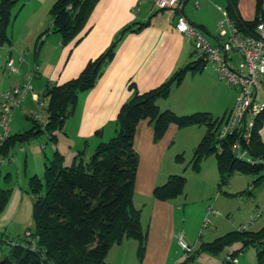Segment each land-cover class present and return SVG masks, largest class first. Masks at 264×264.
Listing matches in <instances>:
<instances>
[{"label":"trees","instance_id":"1","mask_svg":"<svg viewBox=\"0 0 264 264\" xmlns=\"http://www.w3.org/2000/svg\"><path fill=\"white\" fill-rule=\"evenodd\" d=\"M22 1L24 0H0V49L5 45H12L8 32L14 23L13 9ZM98 1L58 0L50 10L52 28L44 36L53 30L60 34L64 43L72 42L85 28ZM226 1L224 20L228 18L242 34L254 35L259 20L264 17V0H256L257 14L250 21L241 18L239 0ZM136 25L138 27L134 29ZM147 25L136 23L125 28L104 54L87 64L78 78L62 86L49 87L44 94L37 95L40 100L43 98L48 103L45 109L48 124L43 128L29 113L26 120L31 123V128L25 133L10 132L7 139L0 143V165H5L4 158L9 157L17 145L31 141L39 134H45L56 144L57 133L63 131L67 119L76 111L79 94L95 87L125 34L139 32ZM44 36L39 38L40 41ZM39 47L38 44L37 49ZM10 60L12 59L8 60L5 67L7 71ZM14 66L18 69L15 62ZM205 68L206 65L197 59L158 89L145 94L136 92L121 108L114 136L99 143L92 153L88 152L89 148L78 151L68 165L64 155L56 150L53 158L48 159L44 165L43 178L34 176L30 179L35 226L33 231L28 232H31L32 237L25 235L24 238L14 240L0 235V264H107L106 258L112 247L130 239L137 241L138 259L142 263L147 248V234L142 224V212L134 203L140 163L135 149V137L142 121L153 124L156 141L165 136L171 125L180 129L194 126L206 128V134L187 167L200 173L203 161L213 156L221 177L220 188L229 185L230 178L236 173L259 176L253 187L260 185L264 181V167L251 166L235 159L231 145L234 144L236 135L229 136L227 140L219 138L227 116L215 119L205 112L178 116L172 110L160 109L159 102L169 99L172 88L181 86L187 74L200 73ZM19 74L18 69V73L11 75ZM27 74H33V81L36 74ZM32 92L34 93L33 87ZM32 102L35 110H38L36 103ZM263 123L264 112L256 121L250 145L252 155L259 158H264V144L259 135ZM102 134L97 132L96 137H101ZM85 144L89 145V141ZM219 146L223 148L222 154L218 153ZM177 162L183 164L184 157L177 156ZM1 177L0 170V179ZM9 178L10 174H7L5 179L8 181ZM186 184L184 176H171L165 185L154 190L153 196L163 202L177 199L184 194ZM11 193V188L0 187V215L7 207ZM243 194H251V190L248 189ZM236 245H240V249L226 253L224 264L227 256L236 258L249 247H254L257 251V264H264V227L257 232L249 229L230 232L212 243H202L200 249L183 264L194 261L196 254L219 256ZM7 247H10L9 256L4 254Z\"/></svg>","mask_w":264,"mask_h":264},{"label":"crops","instance_id":"2","mask_svg":"<svg viewBox=\"0 0 264 264\" xmlns=\"http://www.w3.org/2000/svg\"><path fill=\"white\" fill-rule=\"evenodd\" d=\"M57 1H51L49 13ZM37 2L39 5L37 3L36 5L34 0L30 4L31 10L34 11V21L21 30L18 29L16 33L13 32L16 45L22 44L24 51L21 55L14 52L16 45L10 47L5 67L11 58L20 70V74L9 76L7 89L22 85L23 76L29 72L36 74L32 82L36 95L44 94L49 87L62 86L78 78L87 64L104 54L125 28L134 26L136 23L148 24L139 32L132 31L125 34L116 48L112 61L104 68L95 87L79 94L76 111L67 119L63 131L59 132L60 137L57 134L58 140L55 145L58 149L56 146H54L56 149L53 148V151L58 150L64 155L68 165L72 163L78 151L89 148L91 152L99 143L106 141V138L113 137L116 119L121 108L132 99L136 92L145 94L158 89L178 71L196 61L191 39L175 30L176 18L168 11L156 10L152 0L142 4L137 14L134 10L139 0H99L83 31L70 43H64L58 33L51 34L52 30L44 36L45 25L37 24L38 12L44 2L42 0ZM196 3H199L200 8L196 7ZM225 4L226 0H188L185 6L186 18L195 26L202 28L214 45L218 43L219 24L225 18ZM213 8L218 12H215ZM238 8L243 20H253L257 14V1L239 0ZM137 27L138 25L134 29ZM41 36L44 37L40 41ZM39 43L40 47L37 49ZM210 67L212 72H207L206 70ZM210 67L208 66L200 73H189L185 77L183 84H186L188 76L191 75L190 83L196 85V91L192 95L184 97L181 95L174 105L169 102L170 97L162 100L159 102L160 109L172 110L178 116L199 112L211 114L215 119L228 116L235 103L236 92L219 82L213 71L214 67ZM31 101H33L32 96ZM30 110L32 109L25 111L26 116L29 115ZM97 132H102V136L96 137ZM205 134L203 127L180 129L176 125H171L165 136L156 141L153 124L149 121H142L139 124L135 137V149L140 163L134 203L142 212V220L145 211L148 213L147 219L150 223L146 229L145 257L142 263L137 264H183L186 259L180 256L179 246V236L182 235L180 232L183 229L184 237L190 244L196 247L200 244L201 241H198L197 237L204 219V210H201L199 217L196 216L198 217L196 220L193 221L190 218L191 222L187 221V224H183L186 223L187 215L186 204L179 203L182 197L163 202L156 200L153 193L157 187L165 185L171 176H178L176 165L180 163L177 162V156H185L187 152L193 155ZM62 135L66 141L61 139ZM259 135L264 144V123ZM64 141L65 143H62ZM86 141H89V145L85 144ZM70 143L71 146H69ZM69 147L70 151L66 153L65 149ZM185 161L186 159L184 163ZM180 212H183V222L180 220ZM190 215L193 216L191 213ZM182 224L183 227H181ZM224 235L215 237V233H212L209 240L202 243H212ZM137 247V241L131 239L115 245L107 255V264H113L111 256L127 257L126 250L133 248L137 251ZM240 247L236 245L228 248L223 255L221 254L220 260L214 258L209 261V264H221L226 253L238 251ZM214 257L219 258L220 255ZM235 259L236 264H244V261L238 263L237 257Z\"/></svg>","mask_w":264,"mask_h":264},{"label":"rangeland","instance_id":"3","mask_svg":"<svg viewBox=\"0 0 264 264\" xmlns=\"http://www.w3.org/2000/svg\"><path fill=\"white\" fill-rule=\"evenodd\" d=\"M51 1L53 0H42V2L44 3L42 4L41 9L38 12V21L37 19L35 20L37 21V24L41 23L42 26L43 24L45 25V31H48L50 28H52L53 24L52 17L49 13V9L51 7L50 5L52 3ZM31 2H33V0H24L18 3L13 9L14 23L8 32L13 46L16 45L14 40L15 38L13 37V32L16 33L18 29L21 30L25 25H28L30 22L34 21L35 17L34 11L31 10ZM39 2H37V0H34L35 4L37 3L39 5ZM225 5H227V1ZM213 10L215 12H218L214 8ZM50 33L53 34V30ZM10 47V45H5L0 49V92L7 90L9 76H12L7 70L4 71L6 57H8V55L10 54ZM33 48L30 49L32 52ZM23 51L24 47L22 44H17L14 48V52H18L21 55H23ZM240 60L241 58L239 56H235V65H238ZM210 66L213 65L209 64V67ZM206 71L212 72L211 67ZM213 71L215 72L217 79L219 80L218 73L216 72V70ZM189 76L186 84H183V81V85L181 84L182 86L179 89L178 87L173 88L174 90H172L169 101L171 105H174L178 101V99H180L181 95L182 97L189 96L196 91V85H192L190 83L191 77ZM219 82L226 86V84L222 81L219 80ZM41 100L44 101L43 98H41ZM30 108L32 110H30L29 113L31 111H35V107L31 101V94H29L26 98L22 109L17 110L13 115L11 124L12 134L25 133L30 129L31 123L25 118V111L29 110ZM165 110L166 109H161V111ZM43 116L47 118L45 112H43ZM204 130L206 131V128H204ZM57 134L60 137V133ZM61 139L66 141L64 135H62ZM108 139L109 138H106L105 140L108 141ZM65 141L62 143H65ZM68 145L69 144H67V146ZM54 146H56L55 143L53 141H50L49 137H47L45 134H39L38 137L32 139L31 141L25 142L22 145H17L12 150L10 156L4 158L5 165H0V170L2 172L0 187L11 188L12 193L7 207L0 215L1 236L17 240L24 238L28 231L34 230V200L31 196L30 179L34 176H37L41 179L43 178L44 165L47 161L53 158V155L56 151H53ZM69 146H71V143ZM56 148L58 149L57 146ZM68 151H70V147L65 149L66 153ZM191 154L192 153L189 154V152H187L185 156L182 155L184 159H186L185 163L183 162L184 164L180 163L179 165H176V171H178L179 173L178 175L184 176L187 179L184 195L181 196L182 198H180L179 203L180 205L186 204L185 210L187 217L186 223L183 224H187V221L191 222L190 218H192L193 221L196 220V218L200 216L199 213L201 212V210H204V219L202 221L201 228L197 237L198 241H201L200 244L202 242L208 241L210 238V234L212 233H215V237H217L228 232L238 231L243 226H247L249 231L252 232H257L262 229L264 227V181L257 188H253L251 190V194H243V192H247V190L254 185V181L258 179L259 176L236 173L231 177L229 181L230 186L224 185L220 188L219 186L221 185V177L217 170L216 158L211 156L207 160L203 161L202 172L196 173L192 170L191 167H187L193 157V155ZM1 161L2 158L0 157V162ZM184 169L186 170L184 171ZM7 174H10V178L8 181L5 179V176ZM220 189L221 192L219 193ZM209 205L213 206L214 210L217 212V215L215 217H211L209 219L211 223L205 227V221L207 220L208 215L207 207ZM259 211H261V216L253 221V217L258 215ZM190 213L193 214L192 217ZM148 217V213L145 211L144 219L142 220L143 228L145 231L146 229H148V225L150 223L148 222ZM180 220L181 222H183V212H180ZM183 224L181 225V227H183ZM180 233L184 235V229L181 230ZM186 241L188 242L187 239ZM200 244L198 245V247L190 244V246L193 248V253L200 249ZM180 250V256L186 259L185 253L181 248ZM9 251L10 247H7L4 254L9 256ZM126 253L128 254V256H124L123 258H116L114 256H111V259H113L114 261L113 264L139 263V259L137 258L138 249L137 251H135V249L133 250V248H130V250H126ZM214 258L216 260H220L222 256L220 255L219 258H216L208 254H196L195 260H190L189 263L209 264V261H212ZM237 258L238 263L244 261V264H257L258 262L257 251L254 247H249L248 249H246L244 254H240L239 256H237ZM221 264H224L223 261L221 262Z\"/></svg>","mask_w":264,"mask_h":264},{"label":"built area","instance_id":"4","mask_svg":"<svg viewBox=\"0 0 264 264\" xmlns=\"http://www.w3.org/2000/svg\"><path fill=\"white\" fill-rule=\"evenodd\" d=\"M147 1L139 0L134 10L135 14ZM152 2L156 10L168 11L176 18L175 30L191 39L197 59L201 60L206 68L212 64L218 73L219 80L236 92L235 103L220 129L219 138L227 140L229 136L236 135L237 138L231 145L235 159L251 166L264 167V158L254 157L250 151L256 121L264 112V17L259 20L254 35L242 34L226 18L219 24L218 43L214 45L201 28L186 18L184 12L188 0H152ZM196 7L200 8L199 3H196ZM235 56L241 58L238 65H235ZM7 67L11 74L18 73L13 60L9 61ZM32 77L33 74H26L22 86L0 92V143L9 136L13 115L23 107L29 94H32V99L39 108L37 111L30 112L31 118L37 120L43 128L48 124L47 118L43 116L48 103L40 100L32 92ZM218 153H223L222 146H219ZM253 188V186L250 187V190ZM216 215L217 212L213 206H210L205 227L211 223L209 219ZM260 215L261 211L253 217V221ZM247 229V226H243L239 231ZM26 236L31 238V232H27ZM179 246L185 253L186 259L193 255V248L183 234L179 236ZM236 263L235 258L226 257L225 264Z\"/></svg>","mask_w":264,"mask_h":264}]
</instances>
